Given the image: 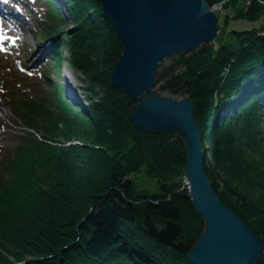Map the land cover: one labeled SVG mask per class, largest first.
Listing matches in <instances>:
<instances>
[{
    "label": "trees",
    "instance_id": "1",
    "mask_svg": "<svg viewBox=\"0 0 264 264\" xmlns=\"http://www.w3.org/2000/svg\"><path fill=\"white\" fill-rule=\"evenodd\" d=\"M67 1L82 35L71 42L72 64L99 79L94 65L102 57L94 51L92 58L88 38L104 34L100 53L109 73L121 53L120 41L102 15L99 0ZM219 1L205 0L210 6ZM260 1L248 0L246 9L264 10ZM61 19L58 3L46 0L44 21L48 27ZM233 34L231 46L221 45L214 57V51H207L186 64L189 71L177 78V84L182 92L190 91L194 102L205 170L209 171L212 153L224 167L231 187L239 190L221 197L264 235V217L251 212L260 207L240 194L251 193V187L264 191V164L250 153L264 150L260 125L264 114V15L260 25ZM57 54L60 56L56 46ZM224 67L227 73L222 75ZM203 80L196 90L193 84ZM111 87L107 86L103 97L86 104L62 98L60 84L55 82V102L32 91L9 93L14 113L25 127L11 134L16 138L12 148L0 147V264H196L186 253L202 230V217L193 209L184 182L182 188L173 189L182 183L185 149L175 140L177 136L171 139L167 132L135 127L126 117L127 95ZM215 91H221L218 100L213 99ZM200 93L210 100L199 101ZM70 103L88 112L93 128L81 126L83 120L78 113L71 114ZM60 120L62 132H58ZM76 129L88 144L66 142L73 139ZM64 142L66 146L61 144ZM142 165L161 175L158 190L135 184L131 173ZM33 177L37 178L32 181ZM234 178L242 189L233 184ZM85 184L89 191L84 187L76 192ZM77 196L82 199L76 201ZM73 203L72 212L67 213L66 207ZM260 263L264 264V258Z\"/></svg>",
    "mask_w": 264,
    "mask_h": 264
},
{
    "label": "water",
    "instance_id": "2",
    "mask_svg": "<svg viewBox=\"0 0 264 264\" xmlns=\"http://www.w3.org/2000/svg\"><path fill=\"white\" fill-rule=\"evenodd\" d=\"M121 53L110 73V85L135 102L126 117L144 131L178 133L185 149L182 168L187 194L201 214L204 229L187 251L196 264H254L264 255V239L229 207L208 178L194 102L153 89L159 63L190 52L217 33V12L205 0H99ZM188 87V81H184Z\"/></svg>",
    "mask_w": 264,
    "mask_h": 264
},
{
    "label": "rangeland",
    "instance_id": "3",
    "mask_svg": "<svg viewBox=\"0 0 264 264\" xmlns=\"http://www.w3.org/2000/svg\"><path fill=\"white\" fill-rule=\"evenodd\" d=\"M59 1H60L62 8L60 10L58 6V10L59 12L60 11L62 12V19L60 20L58 24H53L55 29H53L54 28L53 27V28H50L49 30H43V27L39 23H35V21H38L35 17L33 21L35 24H38L37 26H35V29L38 31H40L41 29V31L40 32L37 31L33 33L31 32V30L23 29L19 33V39L17 40L18 41L17 46L12 49V46L10 45V47H8L9 49H11L9 52L0 53V143L2 142V137H3L8 145H13L16 142V138L11 135L9 136L8 133L13 131L12 128L14 126H17L19 130L25 127L22 120L17 118L14 113V109L12 107V101L8 95L9 90L15 93H25L28 91L36 92L38 93V95H42L44 96V98H48L55 102L56 98L53 93L54 91L53 82L55 83L57 82L58 84H60V89L58 90V92L62 98L66 100L69 99L65 96V93H64L67 90L68 94L70 95L72 94L74 98H76L77 100H82L83 103L86 104V103H89L90 100H95V99L98 100V98L100 99L101 97H103L107 93V90H108L107 86L108 85L110 86L109 84L110 75L109 74L111 73V69L109 73L107 69L108 64L105 62V59L100 53L102 52L101 46L103 43L104 34L93 36L91 39L88 38L87 40V44L90 46V48H92L90 50V55L92 56V58H93L94 51H96L97 55L99 53V55H101L102 57V61H100L99 65L97 66V63L96 65H94L97 67V69L95 70L99 74L98 75L99 79H97L96 77H93L92 73L90 75L86 74L82 70V68H80V66L77 67V66H74L75 64H72L70 45L73 40L76 41V40L81 39L82 35L77 31V28H79L80 25H77L76 20L73 19V14L68 8L69 7V4L67 3L68 1L67 0H59ZM224 1L225 0H221L217 3H214L216 5L219 4V6H217V9H216V12L218 15L217 17L218 28H217L216 35L210 41L201 43L199 47H197L196 49L190 52H187V53L182 52L181 56L180 55L177 56V54L167 56L163 61L164 63L160 66L157 76L154 78V81H155V84L153 86L154 90H156L160 94L172 96L174 98H180L183 96H187L190 98L191 97L190 91L187 93L182 92V90L179 89L180 87L179 84H177V80H178L177 78L183 77L184 73H187V70L189 71V69L185 67V65L195 60L196 56L200 54H205L207 51L208 53L209 51L211 52L214 51L215 54L211 56V57H214L216 55L217 48H219L221 45L224 46L225 44L230 45V43L235 41L234 34H233L234 30L250 29L252 26L260 25L262 23L264 10L259 9L258 11L254 12L251 10L252 7L246 9L247 6L249 5L248 0H229L221 8V3ZM44 2L45 0H37V4H44ZM260 2L264 5V0H261ZM70 4H74V3L70 1ZM226 16L228 17L227 22H225ZM75 34L77 35L75 36ZM46 40L51 42L50 46H47V47L44 46V43L46 42ZM52 44L55 48L57 46L60 49V56H58V54L55 56L51 54L53 51L51 50ZM95 46H97L98 49H96ZM203 49H207V50H203ZM44 53L46 54L43 55ZM49 55L51 56V58H49V60L44 63V66H45L44 71L42 72V75L39 76L37 69H31L32 67L31 64L34 60L36 61L39 58L41 59V58H44V56H49ZM97 55H94V57ZM60 62L62 64L61 67H60ZM58 68H59V71H61V68H62L64 74L66 73V69L71 68L73 72L76 74V76L78 77L79 83L81 81L82 84H84V86L80 87L79 85V87L77 88V85H74L73 87L74 89L72 90V92H70V87H69L70 85L63 86L61 82L62 80L59 81L60 79H63V78L61 74L59 73ZM217 70L220 71L219 68H217ZM226 73H227V70L225 69V67L222 68V73L220 74L225 75ZM64 77H66V74ZM90 77H93L92 80H94V82H92ZM65 81L67 83L66 78H65ZM204 82H205L204 80L200 82L197 81L193 85L195 86L196 90H199L198 89L199 86L202 85ZM86 84L90 86H87ZM8 85L12 86L10 87L9 90L6 89ZM121 91L125 95H127L123 90ZM220 96H221V91H219L218 93L215 91L213 94V99L218 100ZM128 98L129 96L127 95L126 100H128ZM205 100H210V96L205 97L204 93H200L199 101H205ZM135 103L136 101L130 103L128 106H125V103H124V108L126 109V112L132 109ZM50 104L52 108L51 110L55 112L56 107L54 106L53 103H50ZM70 108L72 111L71 112L72 115L78 113L79 117L83 120L82 125H81L82 127H86L87 125L88 128L89 126L93 128V126H91V124H93L92 119L88 116V112L83 111V108L80 109L79 106H77L76 104L74 105L72 103H70ZM260 116H261L260 125L264 131L263 112H262V115ZM194 117L195 119H197L195 115ZM233 122L235 123V120H233ZM57 124L59 125L58 132H62L64 129L63 122L61 121V124L60 123H57ZM236 124L242 125V122L237 121L236 119ZM34 130L39 132L38 129H34ZM75 132H76L75 136L72 137L73 139L66 141L67 143L71 142L72 144H75L74 142H76V144L83 145V146L88 144V142L84 140L85 137H80L79 133L77 134V129L75 130ZM167 133L171 134V137H170L171 139L173 138L175 139V136H177L175 140L180 142L184 148L183 140L178 135V133L172 132V131H167ZM200 133H201V130H200ZM201 140H202V134H201ZM204 141L206 144L208 143L207 140H204ZM61 144H65V142ZM64 146H66V144ZM250 153H252L258 159V162H263L264 164V150L260 149L258 151L255 149L254 152L250 150ZM207 165L209 167V171L207 170L205 171L207 175L209 174V176H213V177L208 176V178L211 182L213 179L214 181L213 186H215L214 188L216 192L218 193V195L220 196L221 200L224 201V199L221 197L222 193L226 195L227 197H230L234 194V191L235 192L239 191L237 188L234 189L231 187L232 182L228 179V176L224 172L223 170L224 167L222 168L220 164L216 163L215 156L212 153H210V155L208 156ZM182 168L183 166H181V170H180V176L182 177V183L180 184L179 187L174 186L173 189L175 190L180 189V187L182 188L183 186ZM211 169H213V171ZM259 170L261 171V169ZM154 173H156L155 174L156 176L152 175ZM131 175L134 178V182L138 187H142L148 191H155L159 189L158 184H159V180L161 179V175L157 173V171L156 172L150 171L147 169V167L142 165L140 166L138 170L132 172ZM176 176H178L177 173H176ZM74 177L75 176L73 175V178ZM36 178L37 177H33L32 181H34V179ZM234 180L236 181V183L233 181V184L237 186L240 185V182L238 180H236L235 178ZM90 181L91 180H89L88 183ZM84 187H85L84 189L85 192L89 191L87 190L86 184L83 185V187L79 186L78 190L77 191L75 190V191L82 192L81 188H84ZM251 188H253L254 190H250L251 193L249 194L248 193L243 194L240 192L239 193L243 195L244 197H246L247 199L250 198L249 200H251L254 204H257L260 207L258 211H255V212L251 210L250 211L253 214H257L258 218H259V215L261 216V218H263L264 217V191L261 188H255V187H251ZM79 199L81 200L82 198H80V196H77L76 201H78ZM251 201L250 203H252ZM224 202L226 203V201ZM235 203H238V200ZM75 205H76L75 203L68 205L69 207L68 206L66 207V212L71 213L73 206ZM229 207H231L237 213V210L233 206L230 205ZM199 216L202 217L201 214H199ZM246 222L248 224L250 223L249 221H246ZM201 225H202V230L200 231V233L204 229L203 218H202ZM262 226L264 228V223L262 224ZM186 229L189 231L188 228ZM199 234L197 235V237L199 236ZM257 234L260 235L264 239L263 234L262 235L259 233ZM262 258H264V255L260 256L254 262V264H261L260 262ZM119 264H121V262H119Z\"/></svg>",
    "mask_w": 264,
    "mask_h": 264
},
{
    "label": "bare ground",
    "instance_id": "4",
    "mask_svg": "<svg viewBox=\"0 0 264 264\" xmlns=\"http://www.w3.org/2000/svg\"><path fill=\"white\" fill-rule=\"evenodd\" d=\"M66 79H67V83H66V86H69L70 87V90H71V92H72V90L74 89L73 87H74V85H77V88L79 87V85H80V87H82V86H84V84H82V82L80 81V83H79V81H78V77L76 76V74L73 72V70L71 69V68H69V69H66ZM90 84V83H89ZM87 86H90V85H88V84H86ZM183 181H185V185L187 186L188 184V180H187V177L186 176H184L183 177ZM187 188V187H186Z\"/></svg>",
    "mask_w": 264,
    "mask_h": 264
},
{
    "label": "built area",
    "instance_id": "5",
    "mask_svg": "<svg viewBox=\"0 0 264 264\" xmlns=\"http://www.w3.org/2000/svg\"><path fill=\"white\" fill-rule=\"evenodd\" d=\"M211 6H213V8L216 10V9H217V6H219V4H218V5L213 4V5H211Z\"/></svg>",
    "mask_w": 264,
    "mask_h": 264
}]
</instances>
